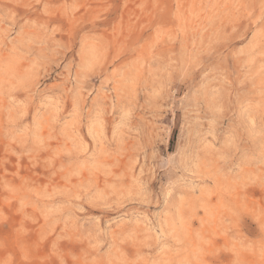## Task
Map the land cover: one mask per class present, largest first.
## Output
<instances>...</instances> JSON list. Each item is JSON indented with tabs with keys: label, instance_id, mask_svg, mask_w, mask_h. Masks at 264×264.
Here are the masks:
<instances>
[{
	"label": "rangeland",
	"instance_id": "374dc122",
	"mask_svg": "<svg viewBox=\"0 0 264 264\" xmlns=\"http://www.w3.org/2000/svg\"><path fill=\"white\" fill-rule=\"evenodd\" d=\"M0 264H264V0H0Z\"/></svg>",
	"mask_w": 264,
	"mask_h": 264
}]
</instances>
